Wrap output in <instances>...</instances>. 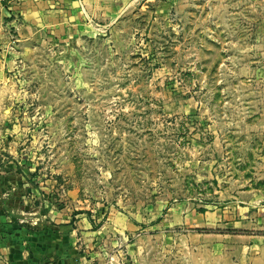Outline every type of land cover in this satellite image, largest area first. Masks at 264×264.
<instances>
[{
    "label": "rangeland",
    "instance_id": "374dc122",
    "mask_svg": "<svg viewBox=\"0 0 264 264\" xmlns=\"http://www.w3.org/2000/svg\"><path fill=\"white\" fill-rule=\"evenodd\" d=\"M78 1L61 27L0 0L2 239L23 264H264V0Z\"/></svg>",
    "mask_w": 264,
    "mask_h": 264
},
{
    "label": "crops",
    "instance_id": "0c3cea01",
    "mask_svg": "<svg viewBox=\"0 0 264 264\" xmlns=\"http://www.w3.org/2000/svg\"><path fill=\"white\" fill-rule=\"evenodd\" d=\"M28 5L22 7L23 14L26 15L28 18L31 19L30 23H37L40 24L39 19H36L35 16H39L40 14L43 15L45 18L42 19L41 25L44 22L48 23H55L58 26L63 27L65 24H69L70 16H69V8L76 9L79 12H82V9L79 7L82 3L78 0H27ZM97 1L101 3V0H86L83 5V9H85V13L89 16L86 7L89 10L90 14H93L94 6L91 3ZM60 19H57V18ZM33 18V19H32ZM44 24V23H43ZM40 26V25H38ZM43 26V25H42ZM47 26V25H46ZM45 27V26H44ZM5 173L1 171L0 173V185L1 182L5 181ZM4 180V181H3ZM2 225H0V228ZM4 232H0V264L6 262V259H13L17 260L13 262L14 264H23L25 259H29L30 257V242H16V241H6L2 239V235ZM41 249V248H40ZM41 252V250H40ZM39 252V253H40ZM39 255L37 258V264H51V260L53 258H49L48 255L44 252Z\"/></svg>",
    "mask_w": 264,
    "mask_h": 264
}]
</instances>
